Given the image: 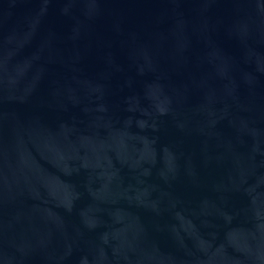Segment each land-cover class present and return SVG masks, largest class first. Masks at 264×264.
I'll return each mask as SVG.
<instances>
[{
    "label": "water",
    "instance_id": "95a60500",
    "mask_svg": "<svg viewBox=\"0 0 264 264\" xmlns=\"http://www.w3.org/2000/svg\"><path fill=\"white\" fill-rule=\"evenodd\" d=\"M0 264H264V0H0Z\"/></svg>",
    "mask_w": 264,
    "mask_h": 264
}]
</instances>
